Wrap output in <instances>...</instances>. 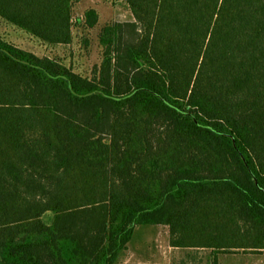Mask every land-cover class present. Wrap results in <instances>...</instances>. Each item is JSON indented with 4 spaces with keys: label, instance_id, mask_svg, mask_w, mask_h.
<instances>
[{
    "label": "trees",
    "instance_id": "16d2710c",
    "mask_svg": "<svg viewBox=\"0 0 264 264\" xmlns=\"http://www.w3.org/2000/svg\"><path fill=\"white\" fill-rule=\"evenodd\" d=\"M82 1L0 18L69 47ZM124 1L90 73L0 36V264H122L160 225L210 264L264 250V0Z\"/></svg>",
    "mask_w": 264,
    "mask_h": 264
},
{
    "label": "rangeland",
    "instance_id": "374dc122",
    "mask_svg": "<svg viewBox=\"0 0 264 264\" xmlns=\"http://www.w3.org/2000/svg\"><path fill=\"white\" fill-rule=\"evenodd\" d=\"M94 7L100 15L99 25L95 29L83 30L76 26L74 42L69 47L50 46L33 37L16 25L0 18V36L7 41L39 56L57 54L74 69L90 73L94 64L100 62L98 42L99 28L110 21H131L133 16L124 0H85L74 9V17L84 15L86 9ZM89 38V45L85 39ZM212 249L173 247L168 226H156L147 235L146 243L130 246L122 264H210ZM220 264H264V250L252 248L232 249L219 253Z\"/></svg>",
    "mask_w": 264,
    "mask_h": 264
}]
</instances>
